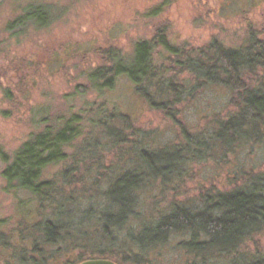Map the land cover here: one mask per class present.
Wrapping results in <instances>:
<instances>
[{"label":"rangeland","instance_id":"rangeland-1","mask_svg":"<svg viewBox=\"0 0 264 264\" xmlns=\"http://www.w3.org/2000/svg\"><path fill=\"white\" fill-rule=\"evenodd\" d=\"M44 6L49 11L47 20ZM27 10L37 18L16 28L13 22ZM45 21V27H38ZM248 25L264 38V0H0V153L11 156L30 133L72 114L81 118L83 136L66 149L69 161L46 170L56 189L70 199L59 201L63 211L74 212L71 232L61 245L68 256L58 258L56 264L74 262L76 253L94 241L100 249L111 251L119 264H126L124 255L129 256V245L142 230L149 206L158 202L159 208L167 210L170 204H198L206 192L230 190L229 181L238 169L252 175L264 170L263 144L238 149L220 164L216 156L201 163L191 156L196 147L186 141L198 133L206 136L215 114L226 111L228 95L223 88L206 86L187 95L175 118H168L151 109L125 77L116 78L110 89H100L101 81L91 77L94 70L110 67L107 50L127 57L136 41L150 39L157 28L164 27L175 45L200 48L213 38L228 43ZM129 119L133 128L144 132L146 140L140 146L155 153L183 146L189 158L180 178L170 174L169 179L151 180L138 196L134 217L123 229L112 230L113 246L104 248L99 218L108 206L106 194L113 180L129 171V151L124 147L118 152L112 135L122 131L129 137L125 125ZM4 166L0 159V220L7 221L0 231L8 237L22 227L18 202L28 204L29 198L5 190ZM63 170H67L65 179ZM185 239L170 236L147 257L148 264L202 263L178 247ZM244 246L250 255L264 253V234ZM227 262L211 258L203 263Z\"/></svg>","mask_w":264,"mask_h":264},{"label":"trees","instance_id":"trees-1","mask_svg":"<svg viewBox=\"0 0 264 264\" xmlns=\"http://www.w3.org/2000/svg\"><path fill=\"white\" fill-rule=\"evenodd\" d=\"M45 8L47 20L49 11ZM28 11L13 22L16 28L37 18L36 13ZM47 23L37 25L45 27ZM261 34L248 25L228 43L213 38L203 47L192 48L173 44L166 29L157 28L150 39L136 41L127 57L107 50L106 62L110 67L94 70L91 77L101 81L100 89H110L116 78L125 77L151 109L168 118H175L187 95L206 86L223 88L228 95L225 113L215 114L217 117L206 136L198 133L186 142L195 144L196 151L191 156L200 163L210 156H216L218 164L225 163L238 149L264 145V38ZM80 121V117L72 114L61 123L30 133L11 156L0 153L5 164L1 172L5 190L29 198L28 204L20 201L17 205L22 227L10 232L8 237L0 231V264H56L58 258L68 254L61 245L71 232L70 216L74 212L63 211L59 201L70 202V199L64 198V191L56 189L46 170L69 161L66 149L83 136ZM131 124L130 119L125 122L129 137L113 130L118 152L124 147L129 151V171L118 175L106 194L108 206L99 218L102 222L99 238L106 241L104 248L113 246L112 230L123 229L128 219L134 217L138 196L146 191L151 180L169 179L170 174L180 178L189 158L183 146L156 153L140 146L141 140H146L144 132ZM62 172L65 179L67 170ZM235 172L229 181L230 190L206 192L198 204H170L167 210L159 208L158 202L149 206L148 219H144L142 230L133 237L129 256L125 254L123 258L125 263L148 264L147 257L176 235L186 237L178 247L194 261H202L200 264L211 258L228 259V264H264V253L250 255L244 248L247 241L264 234V170L255 175L247 171L240 173L239 169ZM0 226L6 227L7 221L0 220ZM87 248L76 253L77 260L64 264L95 259L119 264L111 251L100 249L95 241Z\"/></svg>","mask_w":264,"mask_h":264},{"label":"water","instance_id":"water-1","mask_svg":"<svg viewBox=\"0 0 264 264\" xmlns=\"http://www.w3.org/2000/svg\"><path fill=\"white\" fill-rule=\"evenodd\" d=\"M80 264H114L112 261L104 259L87 260Z\"/></svg>","mask_w":264,"mask_h":264}]
</instances>
